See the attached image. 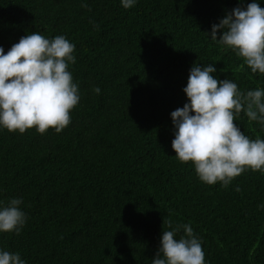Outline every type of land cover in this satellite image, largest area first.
Masks as SVG:
<instances>
[{
    "label": "trees",
    "instance_id": "16d2710c",
    "mask_svg": "<svg viewBox=\"0 0 264 264\" xmlns=\"http://www.w3.org/2000/svg\"><path fill=\"white\" fill-rule=\"evenodd\" d=\"M237 6L138 0L126 10L120 0H0L5 53L32 32L65 36L75 45L68 70L80 93L59 133L0 130V201L22 199L27 217L19 235L0 233V249L26 264H152L171 221L193 228L206 264H264L257 207L264 174L249 170L228 187L208 185L171 147L170 113L187 102L195 63L212 64L214 78L242 91L264 88V75L207 35ZM234 122L250 139H264L243 112Z\"/></svg>",
    "mask_w": 264,
    "mask_h": 264
},
{
    "label": "clouds",
    "instance_id": "9594fccd",
    "mask_svg": "<svg viewBox=\"0 0 264 264\" xmlns=\"http://www.w3.org/2000/svg\"><path fill=\"white\" fill-rule=\"evenodd\" d=\"M138 0H120L130 9ZM235 7L207 34L230 49L253 74L264 75V8L258 0ZM222 34L219 39L217 32ZM75 45L65 36L32 32L5 53L0 47V130L25 133L35 128L57 133L71 122L80 100L79 86L68 70L76 63ZM212 64L191 67L183 88L187 102L170 113L174 126L171 147L181 163L191 162L198 179L228 185L246 171L264 174V139L245 136L234 122L241 112L264 131V88L242 91L236 82L214 78ZM94 91L99 94L100 89ZM23 201H0V233L19 235L26 223ZM264 209V204L257 206ZM163 231L152 264H206L201 240L189 224ZM183 229V235H179ZM0 264H26L20 254L0 249Z\"/></svg>",
    "mask_w": 264,
    "mask_h": 264
}]
</instances>
